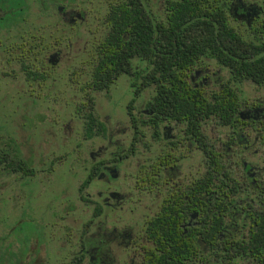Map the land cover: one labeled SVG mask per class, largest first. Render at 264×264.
I'll return each mask as SVG.
<instances>
[{"label":"rangeland","instance_id":"obj_1","mask_svg":"<svg viewBox=\"0 0 264 264\" xmlns=\"http://www.w3.org/2000/svg\"><path fill=\"white\" fill-rule=\"evenodd\" d=\"M112 2L115 0L62 2L65 11L85 14L84 20L74 16L76 23L70 24L58 13V2L45 0L44 6L42 0H25L23 21L0 31V45H8L5 54L0 50V149L28 161L33 169L32 175L25 176L0 167V227L5 223V228L10 227L23 212L35 219L38 216L46 219V212H50L56 214V231L77 233L87 225L95 229V223L88 222L96 221L91 217L94 205L101 204L102 197L110 191L125 194L126 200L118 213L105 208L108 226L132 224L138 229L155 210L158 199L139 186L150 154L147 148L150 130L143 122L146 118L142 109L153 95L154 87L145 88L133 101L132 113L139 122L140 139L136 141L135 152L117 162H112L113 154L120 148L124 149L122 152L128 149L133 136L127 109L134 98L131 79L122 74L108 90L85 88L95 61V45L107 30L104 16ZM146 3L152 12L162 15L163 0H146ZM229 22L246 40L260 37V31L247 29L231 16ZM56 50L61 51L60 60L55 58ZM22 60L41 77L28 79L20 68ZM133 64L143 66L145 62L134 60ZM201 66L211 76L205 86L207 91L216 90L229 77L228 71L213 59L203 60ZM232 86L245 103L264 101V85L244 80ZM85 92L93 97L94 112L105 125L103 133L90 139L83 135ZM203 129L216 147L228 133L227 127L213 119H208ZM159 149L158 144L154 154ZM243 155L247 161L260 163L259 153L243 152ZM97 161L108 166L117 164L119 174L114 171L117 175L110 176L108 182L95 177L86 188L80 189L90 166ZM200 161V173L195 167L189 169L194 162L192 158L185 162L184 181L188 174L193 178L203 173L202 154ZM224 162L234 177L245 181L240 158L226 157ZM41 203L44 211L38 207ZM114 214L118 218L114 219Z\"/></svg>","mask_w":264,"mask_h":264},{"label":"flooded vegetation","instance_id":"obj_2","mask_svg":"<svg viewBox=\"0 0 264 264\" xmlns=\"http://www.w3.org/2000/svg\"><path fill=\"white\" fill-rule=\"evenodd\" d=\"M42 1L45 6V0ZM50 1L58 2L57 11L64 21L74 24L76 18L85 19L83 11H65V6L61 5L64 4L62 2L69 3L72 0ZM120 1L122 0H115V3ZM142 1L146 12L151 16V8L148 7L146 0ZM215 1L216 5H225L228 22L231 16L235 21L245 24L247 29L260 31V37L257 39H260V43H264V0ZM24 2L25 0H0V31L23 21V12L26 8ZM105 26L107 29V24ZM0 50L5 54L8 45H0ZM54 54H56L55 58L60 60L61 51L56 50ZM205 59L213 58L199 59L187 72L186 82L192 88L202 89L206 96H211L224 86L233 87L232 83L241 82L233 81L228 69L220 65L228 71V79L221 82L216 90H205V86L211 80L207 68L201 66ZM48 60L53 61V58L49 56ZM50 63L53 64V62ZM197 67L199 69H195ZM20 68L28 79L41 77V74L30 71L31 69L23 60ZM88 82L85 83L86 90H90ZM263 85L264 82L258 86ZM85 94L87 95V92ZM155 108L149 105L142 109L146 118L143 122L150 130V140L147 143L150 154L144 167L145 176L139 186L145 189L153 199L157 198L158 202L153 213L147 215L138 225L139 228L132 224L106 225L105 208L118 213L121 210V204L126 200L125 194L117 195L113 193L115 191H110L108 195L103 196L101 204L95 203L91 217L96 221L91 219L88 221L91 224L95 223V229L87 225L77 233L56 231V214L50 215V212H46V219L40 216L35 219L27 212H23L10 227L5 228L6 223L2 222L5 225L0 227V264H169L170 233L155 232L150 228L158 219H161L163 223L170 220L168 215L161 218V214L164 211L168 213L170 207L178 209L175 222L181 229L180 240H191L193 254L190 259H187L188 264H257L248 250L251 231L256 225L248 211L250 205L262 208L263 204V201L257 199L256 191L261 192L264 185V101L245 103L239 99L237 118L226 124L219 123L214 117L210 118L216 120L220 126L228 128L226 139L217 147L204 134L203 124L207 120L202 124L196 120L195 125L190 128V123L183 118H165L164 115L160 118ZM260 108L261 112L256 111ZM130 121L133 128L132 141L124 152H122L124 149L120 148L113 154V162L135 152V144L141 131L135 115H130ZM201 133L205 135V144L201 143ZM158 144L159 152L154 154L155 146ZM1 151L6 152L3 149ZM243 152L259 153L260 163L247 161L244 159ZM201 154L204 159L203 173L193 178L188 174L187 180L184 181L185 162L192 158L194 162L189 169L195 167L200 173ZM226 157L230 160L234 157L237 160L240 158L245 181L241 182L232 175L230 167L224 162ZM215 159L225 166V172L228 171L231 175L239 191L233 200H231L232 196L227 199L228 214L222 217L224 221L222 229L217 233L212 231V221L215 219L213 213L220 202L216 194V175L213 176V183L209 184L207 192L202 194L200 190L201 176L206 173ZM101 168L97 177H103L107 182L110 181L112 168H115L119 174L115 163L108 166L103 162ZM185 201L190 209L186 215L182 211ZM38 207L42 210L44 208L42 203L41 207L40 205ZM114 217L116 219L118 215ZM171 217L174 219V214H171ZM263 250L264 246L260 242V255ZM58 260L59 263H57ZM183 261L184 259L181 258V262Z\"/></svg>","mask_w":264,"mask_h":264},{"label":"trees","instance_id":"obj_3","mask_svg":"<svg viewBox=\"0 0 264 264\" xmlns=\"http://www.w3.org/2000/svg\"><path fill=\"white\" fill-rule=\"evenodd\" d=\"M163 1L160 16L155 12L149 16L142 0H122L110 4L104 16L108 28L95 45V61L88 82L90 90H108L120 75L127 74L131 77L134 94L127 104L131 116H134L135 97L153 85L154 93L145 106L156 107L160 118L163 115L165 118H183L190 123V128L196 120L202 124L212 117L221 124L231 122L237 118L239 104L235 89L224 86L206 96L202 89L187 84V72L199 59L213 58L228 69L233 81L249 80L261 85L264 82V43H260V39H244L229 24L225 5H216L215 0ZM134 59L145 64L134 65ZM86 96L87 103L82 109L83 135L90 139L103 133L105 125L94 112L93 97L90 93ZM201 143H206L203 133ZM102 165V161L92 163L80 189L97 177ZM0 167L26 176L33 174L28 161L1 149ZM214 175L217 177L216 194L220 202L213 213L212 231L217 233L222 229V217L228 214L227 199L232 196L233 200L239 191L231 175L225 172V166L215 159L201 176L202 194L213 183ZM261 189V192L256 191V196L263 201L262 208L250 205L248 211L256 222L248 241V250L257 264H264V250L260 255V242L264 246V185ZM182 208L184 215L190 210L186 201ZM168 211H164L161 218L168 215L170 220L163 223L158 219L150 230L170 233L169 264H188L187 259L193 254L191 240H180L181 229L175 222L178 209L170 207ZM171 214H174V219Z\"/></svg>","mask_w":264,"mask_h":264},{"label":"water","instance_id":"obj_4","mask_svg":"<svg viewBox=\"0 0 264 264\" xmlns=\"http://www.w3.org/2000/svg\"><path fill=\"white\" fill-rule=\"evenodd\" d=\"M256 111H260V112H261L262 109L260 108V109H258V110H256ZM114 171H116L115 168L112 169V174H111L112 177H115V176L117 175Z\"/></svg>","mask_w":264,"mask_h":264}]
</instances>
